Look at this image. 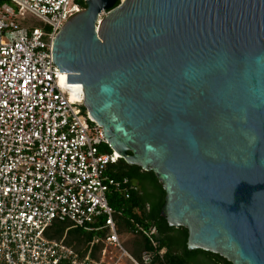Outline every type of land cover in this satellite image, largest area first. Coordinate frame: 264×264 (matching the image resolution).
<instances>
[{"label":"water","instance_id":"obj_1","mask_svg":"<svg viewBox=\"0 0 264 264\" xmlns=\"http://www.w3.org/2000/svg\"><path fill=\"white\" fill-rule=\"evenodd\" d=\"M53 62L189 251L264 264V0H87Z\"/></svg>","mask_w":264,"mask_h":264},{"label":"built area","instance_id":"obj_2","mask_svg":"<svg viewBox=\"0 0 264 264\" xmlns=\"http://www.w3.org/2000/svg\"><path fill=\"white\" fill-rule=\"evenodd\" d=\"M86 2H0V264H150L165 252L155 225L135 224L150 246L139 259L124 246L108 194L137 187L108 174L119 158L53 62L57 34ZM27 14L46 28L26 27ZM54 221L71 224L61 239L45 235ZM73 228L94 233L80 250L65 242Z\"/></svg>","mask_w":264,"mask_h":264},{"label":"trees","instance_id":"obj_3","mask_svg":"<svg viewBox=\"0 0 264 264\" xmlns=\"http://www.w3.org/2000/svg\"><path fill=\"white\" fill-rule=\"evenodd\" d=\"M118 1L117 4H119ZM84 8L86 4L83 5ZM104 149L112 152L108 144ZM108 174L116 180L126 178L137 188H131L128 192L111 190L108 194L109 204L115 209L118 233L121 238L128 237L127 250L136 258H140L143 251L150 248L147 238L135 232V224L143 226L155 225L157 227V240L159 247L164 248L162 256H156L150 264H197L200 255L208 258L213 264H231L219 255L202 250L189 251L186 247L188 237L187 230L183 227L175 228L168 225L160 214L164 204L165 192L151 171H144L137 165H129L124 160L110 165ZM120 212V214H118ZM69 222L54 221L45 235L49 238L61 239L65 230L70 227ZM94 233H86L82 229H69L65 242L76 250H80L92 239ZM124 243V242H123Z\"/></svg>","mask_w":264,"mask_h":264},{"label":"rangeland","instance_id":"obj_4","mask_svg":"<svg viewBox=\"0 0 264 264\" xmlns=\"http://www.w3.org/2000/svg\"><path fill=\"white\" fill-rule=\"evenodd\" d=\"M5 0H0V2H3ZM27 20L24 21V25H26V27H38V28H42L45 29L46 26L43 22H41L40 20L36 19L35 17H32L30 15L27 14ZM121 240L124 242V246L126 248H129V242L125 243L126 240H128V237L126 236V238H121ZM197 264H213L208 258H206L203 255H200L198 257V263Z\"/></svg>","mask_w":264,"mask_h":264},{"label":"bare ground","instance_id":"obj_5","mask_svg":"<svg viewBox=\"0 0 264 264\" xmlns=\"http://www.w3.org/2000/svg\"><path fill=\"white\" fill-rule=\"evenodd\" d=\"M60 83L64 86L67 87L68 92H69V98L71 101H81L83 99V91H82V86L80 84H66V74H63L60 78ZM116 157H120L116 152H115Z\"/></svg>","mask_w":264,"mask_h":264}]
</instances>
